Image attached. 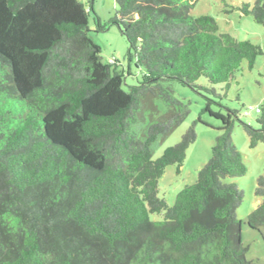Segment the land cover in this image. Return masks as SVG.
Listing matches in <instances>:
<instances>
[{"label":"trees","instance_id":"obj_1","mask_svg":"<svg viewBox=\"0 0 264 264\" xmlns=\"http://www.w3.org/2000/svg\"><path fill=\"white\" fill-rule=\"evenodd\" d=\"M197 1L114 0L108 21L94 14L95 32L116 26L143 69L124 89L120 64L102 63L89 34L91 3L0 0V264H264L246 258L236 215L243 192L225 182L246 173L235 122L254 148L264 105L256 129L224 102L242 62L252 69L262 49L219 33L210 15L192 16ZM232 8L264 25V0ZM171 82L203 96L196 122L208 125L207 114L220 133L196 181L168 205L158 180L169 165L180 172L196 139L194 122L152 157L189 113ZM154 99L167 111L138 133ZM255 195L246 224L260 232L264 172Z\"/></svg>","mask_w":264,"mask_h":264},{"label":"rangeland","instance_id":"obj_2","mask_svg":"<svg viewBox=\"0 0 264 264\" xmlns=\"http://www.w3.org/2000/svg\"><path fill=\"white\" fill-rule=\"evenodd\" d=\"M85 5L92 4L93 11L89 16V33L94 43L99 45L100 59L102 63L116 61L124 75L123 88L135 84L141 79L143 69L136 64L134 56H129L128 46L125 38L116 26H108L104 31L95 32L94 14L101 21H108L117 8L114 0H79ZM255 0H198L192 7L190 14L194 17L201 15L212 16L217 25L219 33H229L238 40H251L259 45L262 54L257 55L254 67L249 69L246 61H243L239 71L235 75L227 89L224 102L239 110V121L247 123L256 129L262 127L256 121L259 116L254 110L248 111L249 107L261 108L264 105V25L254 21L253 17L244 15L236 7L243 2L253 4ZM227 3V5L225 4ZM198 83L204 84L201 78ZM173 94L188 103L189 113L183 122L164 139H159L153 147V159L158 158L162 151L173 146L181 139L185 131L195 122L196 139L186 151V157L180 172H176L174 165L166 167L164 174L158 180V195L163 197L168 205H172L176 193L186 185L196 181L197 171L209 160L213 141L220 131L217 130L219 123L207 114L201 115L202 121L196 122L199 112L204 104V98L189 87L177 82L170 83ZM203 94V93H201ZM156 110L144 109L142 118L135 124V129L141 133L150 120L164 114L167 106L160 100L154 99ZM232 140L242 153L246 166V173L241 177L226 178L225 182H234L243 192V199L236 209L237 218L240 220V233L242 243L248 247L246 258L248 260L264 261V229L260 232L249 228L246 224L248 214L257 206L261 198L255 195L257 178L264 172V140L254 148L249 147V138L239 122H235L232 132ZM152 220H161V214H151Z\"/></svg>","mask_w":264,"mask_h":264},{"label":"built area","instance_id":"obj_3","mask_svg":"<svg viewBox=\"0 0 264 264\" xmlns=\"http://www.w3.org/2000/svg\"><path fill=\"white\" fill-rule=\"evenodd\" d=\"M250 110H254V112H256V113L260 112V108L253 109L252 107H249L248 110H246V113H248V111H250Z\"/></svg>","mask_w":264,"mask_h":264},{"label":"clouds","instance_id":"obj_4","mask_svg":"<svg viewBox=\"0 0 264 264\" xmlns=\"http://www.w3.org/2000/svg\"><path fill=\"white\" fill-rule=\"evenodd\" d=\"M256 113V112H255ZM259 113V112H258Z\"/></svg>","mask_w":264,"mask_h":264}]
</instances>
